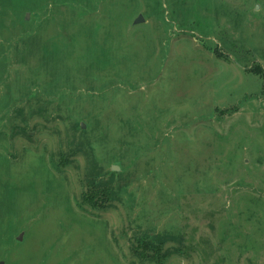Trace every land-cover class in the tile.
<instances>
[{"label": "rangeland", "instance_id": "1", "mask_svg": "<svg viewBox=\"0 0 264 264\" xmlns=\"http://www.w3.org/2000/svg\"><path fill=\"white\" fill-rule=\"evenodd\" d=\"M1 263L264 264V0H0Z\"/></svg>", "mask_w": 264, "mask_h": 264}, {"label": "water", "instance_id": "2", "mask_svg": "<svg viewBox=\"0 0 264 264\" xmlns=\"http://www.w3.org/2000/svg\"><path fill=\"white\" fill-rule=\"evenodd\" d=\"M142 17L140 16L139 18H137L136 19V21H135V23H139V22H141L142 21ZM120 168L118 167V166H113V168H112V170H116V171H118ZM1 264H3V263H1Z\"/></svg>", "mask_w": 264, "mask_h": 264}]
</instances>
